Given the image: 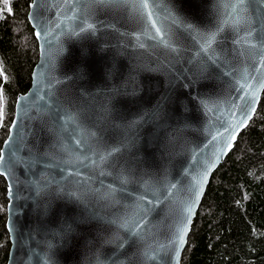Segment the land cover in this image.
Here are the masks:
<instances>
[{"label":"water","instance_id":"water-1","mask_svg":"<svg viewBox=\"0 0 264 264\" xmlns=\"http://www.w3.org/2000/svg\"><path fill=\"white\" fill-rule=\"evenodd\" d=\"M155 2L159 33L119 0H31L38 61L0 149L6 264H180L264 91V3L237 25L235 0Z\"/></svg>","mask_w":264,"mask_h":264},{"label":"trees","instance_id":"trees-1","mask_svg":"<svg viewBox=\"0 0 264 264\" xmlns=\"http://www.w3.org/2000/svg\"><path fill=\"white\" fill-rule=\"evenodd\" d=\"M30 3L0 0V149L16 98L29 89L38 61L27 19ZM0 180V264H6L8 201L6 183ZM180 264H264V91L253 118L211 176Z\"/></svg>","mask_w":264,"mask_h":264},{"label":"snow or ice","instance_id":"snow-or-ice-1","mask_svg":"<svg viewBox=\"0 0 264 264\" xmlns=\"http://www.w3.org/2000/svg\"><path fill=\"white\" fill-rule=\"evenodd\" d=\"M116 2V0H94V3L97 4H101V5H105V4H110ZM120 3L124 4V5H128L131 4V6L133 7L134 10L139 11L140 13V17L141 19H143L144 17H147V19L149 21H151L152 23V27L156 28V21L154 19H152V17L155 15V12L158 8L161 7L160 4L156 3L155 0H153V3L150 4L149 0H119ZM261 3H264V0H260ZM247 3V0H235V2L232 5V11L233 12H237V19L234 21L235 24H239L242 20L245 19V17L242 15L247 9L245 8V5ZM34 6V5H33ZM9 11H11V9H8ZM168 16L172 18L173 23H176V19L174 17L171 16V12H168ZM86 23V20H85ZM189 28L192 27V25H188ZM94 28V25L91 23H86V27L84 26V24H81V26L79 27V32H85L88 30H91ZM157 33L160 32L159 28H156ZM215 40V34L210 35L209 37H207V43L209 44V46L211 45V43ZM255 45H253L254 47ZM2 155H0V159H2ZM180 241L181 243L183 242V235L181 234L180 237Z\"/></svg>","mask_w":264,"mask_h":264},{"label":"rangeland","instance_id":"rangeland-1","mask_svg":"<svg viewBox=\"0 0 264 264\" xmlns=\"http://www.w3.org/2000/svg\"><path fill=\"white\" fill-rule=\"evenodd\" d=\"M0 184H1V180H0Z\"/></svg>","mask_w":264,"mask_h":264}]
</instances>
